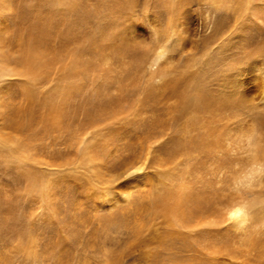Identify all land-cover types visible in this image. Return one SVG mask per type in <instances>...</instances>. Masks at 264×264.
Instances as JSON below:
<instances>
[{
  "label": "rangeland",
  "instance_id": "1",
  "mask_svg": "<svg viewBox=\"0 0 264 264\" xmlns=\"http://www.w3.org/2000/svg\"><path fill=\"white\" fill-rule=\"evenodd\" d=\"M10 1L0 264H264V0Z\"/></svg>",
  "mask_w": 264,
  "mask_h": 264
},
{
  "label": "bare ground",
  "instance_id": "2",
  "mask_svg": "<svg viewBox=\"0 0 264 264\" xmlns=\"http://www.w3.org/2000/svg\"><path fill=\"white\" fill-rule=\"evenodd\" d=\"M256 2H257V0H251V3L253 4L252 9L255 8ZM10 3H11L10 0H0V12H1L0 33L1 34H5V32L7 31L6 30L7 25H6L5 12H6V8L11 10L12 5H10ZM2 49H3L2 42L0 40V52L2 51ZM163 55L164 54L162 52H160L158 54V58H161ZM8 77H10V79H11V77H13V78H15V77L19 78L20 77L21 82L26 89L27 83L33 79L34 74L31 71H26V70L25 71H16V70H13L11 67L0 63V80H7V79H9ZM242 85H244L243 96L245 97L246 101L254 104L256 107H259V108L261 107L264 110V74H258L257 73V74H255V76H251L248 80H245V82L242 83ZM240 86H241V83H240ZM262 112H264V111H262ZM262 121H264V118ZM255 131H256V129L252 128L250 124L246 125L244 128H242L240 130L242 137L246 138L245 139V145L249 146V151L254 152L252 155L253 157L257 153V147H256L257 144L253 141ZM0 145H2L3 147H5L7 149L10 148V149L17 150L16 151L17 156L24 154V153L21 154V150H18V146L16 148V146H15L16 144H14V141L11 142V141L3 138L1 135H0ZM22 157L25 158L23 155H22ZM253 164L255 166L256 162L254 161ZM256 169L258 170L260 168H257V166H256ZM228 214H229L230 218L237 224H245V222L247 221V218H248L247 210L243 206H239V205H235V204L233 205V207L230 208Z\"/></svg>",
  "mask_w": 264,
  "mask_h": 264
}]
</instances>
